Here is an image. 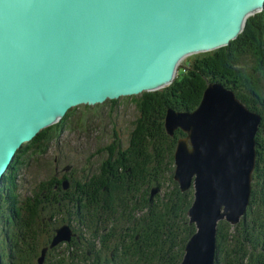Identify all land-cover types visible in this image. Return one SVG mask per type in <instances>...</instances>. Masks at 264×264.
I'll list each match as a JSON object with an SVG mask.
<instances>
[{
    "label": "water",
    "instance_id": "1",
    "mask_svg": "<svg viewBox=\"0 0 264 264\" xmlns=\"http://www.w3.org/2000/svg\"><path fill=\"white\" fill-rule=\"evenodd\" d=\"M261 12L264 0H0V186L22 146L71 109L169 87L186 57L226 47ZM203 96L165 121L187 135L175 179L195 185L189 215L201 231L182 264H216L218 221L247 215L257 163L260 115L222 84ZM58 232L53 247L72 236Z\"/></svg>",
    "mask_w": 264,
    "mask_h": 264
},
{
    "label": "trees",
    "instance_id": "2",
    "mask_svg": "<svg viewBox=\"0 0 264 264\" xmlns=\"http://www.w3.org/2000/svg\"><path fill=\"white\" fill-rule=\"evenodd\" d=\"M246 26H248V23L244 28L246 33L243 32L239 35V38L232 41L228 47H223L211 53H203L196 57L193 66L188 67L184 73H181V77L179 75L178 79L169 87L157 92H145L134 97L137 99L136 108L139 117L134 123L128 150L122 151L119 147H113L112 151L116 150L115 154L117 153L119 167H105L103 169L104 177L102 174V176H97L92 180V189L89 193L94 208H91L89 196L87 206L84 211H81L82 213L80 212V215L77 209L78 219L84 217V212L86 215L91 216L89 223L91 229L97 225H104L105 227L112 225L109 234L111 238L106 235L107 232L102 241L108 244L113 238L112 234H114L120 240V243H123L121 245L124 247V256L122 255L120 264H181L183 261L188 240L196 232L195 225L189 223L187 216L194 199V189L182 192L174 179V155L178 140L180 137H185V134L180 130L176 132L174 137L167 134L165 130L166 113L170 108L179 112L196 110L201 103L207 86L212 82L219 81L223 82L228 88H232L240 101L250 110H256L251 103L252 101L242 92L243 86H250V82H248L250 77L248 76L249 70L244 68L243 61L240 58L243 59L246 53L256 52L257 55V52H262L264 54V31L253 25L255 28L249 34ZM258 71L263 72L264 67L257 68L255 72ZM252 87L251 89H253ZM250 92L253 96H257L253 91ZM256 101L258 100L255 99ZM106 103L117 104L118 100L107 101ZM76 109H71L59 123L41 131L36 138L23 145L17 152L13 163L4 175L0 187L1 220L22 221L26 217L28 208L24 205L28 206V203H24V198L19 196L17 190L19 172L29 164V160L26 159L28 156L33 155V157L40 158L46 156L48 142L60 139ZM262 114L264 113L262 112ZM263 133L264 123L258 136L259 158L262 146L260 136L263 137ZM114 135H117V133L115 132ZM55 164L60 167L62 165L59 160H56ZM118 169L125 171L126 180L122 188H119V184L113 182V180L109 183V180L112 179L109 176V171L114 172ZM105 173L108 174L105 176ZM133 182L132 189H130L128 184ZM62 183L63 180L60 182L61 186ZM55 185L56 182L52 184L53 189ZM155 187L159 188L160 192L151 200V191ZM86 189H88V186H82L76 190L78 199L80 195L86 193ZM254 195L255 193H253V199ZM78 202L81 201L78 200ZM97 204H101V206L98 207ZM253 207L254 202L252 200L246 222L235 228L226 222L219 224V259L217 264H237L239 259L250 261L254 256L260 257L264 254V223L258 228V226L251 225L247 221V219L256 221L255 216L252 214ZM6 211L9 212L11 217L9 214L6 216ZM137 211L138 218L135 217ZM58 214L63 219L62 211H59ZM72 221H75L74 216ZM56 223V230L60 229L61 223L59 221H56ZM80 226H84V221L80 223ZM127 226L133 227V229L131 234L129 232L123 236L118 229ZM106 228L108 229V227ZM87 231L88 229H85V232ZM73 238L72 235L70 242ZM54 239L51 238V242ZM40 246L32 243L28 245L23 254L16 255L14 259L19 264V261L27 256L28 250L35 252L36 249L39 250ZM237 247L243 250L241 256L236 253ZM94 249L96 252L95 244L90 252H94ZM4 250L5 248L0 246V254ZM55 250L61 251V248L56 246ZM230 252L228 259L225 256ZM96 257L98 258V256ZM2 259L0 257V262H2ZM35 260L38 261V256H35ZM111 261H118V258L113 257ZM68 263V260L63 258L56 262V264Z\"/></svg>",
    "mask_w": 264,
    "mask_h": 264
},
{
    "label": "rangeland",
    "instance_id": "3",
    "mask_svg": "<svg viewBox=\"0 0 264 264\" xmlns=\"http://www.w3.org/2000/svg\"><path fill=\"white\" fill-rule=\"evenodd\" d=\"M247 23L248 26H246V28L249 34H251V32H253V28H255L253 25L264 31V12L250 16L249 20L246 22V25ZM245 33L246 32H244V34ZM201 54L191 55L183 60L179 67L177 79L181 73H184L187 70L188 67L190 68L193 66L194 59ZM240 59L243 61L244 68L249 70L248 76L250 77V80L248 81L250 82V86L245 85L242 87L243 95L252 101L251 103L253 106H255L256 110L251 109V111L257 115H260L262 123L256 135L257 163L256 168L251 175V197L250 204L247 208L248 214L253 200L254 207L252 209V214L255 216L256 221H251L250 219H247V221L251 225H255L260 228L264 223V133L262 134L263 137L260 136V142L262 145L260 158L258 136L264 123V114H262V112L264 113V71H255L261 66L264 67V54L262 52H257V55L256 52L246 53V56L243 59ZM212 83L223 84V82L220 81ZM224 86L228 88V86L225 84ZM251 87L253 89H251ZM229 89L233 90L230 87ZM250 91H253L257 96H253ZM234 93L236 95L235 91ZM134 97L120 98L117 104L104 103L101 105L89 106L75 110L74 114L68 121L66 130L61 134L60 139L54 140L53 142H48L46 156H42L40 158L30 155L26 158L29 160V164L22 168L19 172L17 178V190L19 196L24 198V203H28V206L24 205V207L28 208L29 210L26 213V217L23 218L22 221H14L12 219L1 221L0 218V246L5 248V250L0 254V257L3 258V263L0 262V264H15V256L23 254V252L27 250L28 245H31L32 243L41 245L39 250L36 249L35 252L28 250L27 256L24 259H21L19 264H36V262L39 264V260L42 257L44 251L45 258L43 264H56V261L62 258L67 259L69 262L68 264H120L124 251V247L121 245L123 243H120V240L114 234H112L113 238L108 242V244H105L102 241L104 235L107 232L108 234L106 235L110 234V228H112V225H107L106 227H108V229L104 225H97L95 228H93V230L91 227H89V223L91 221L90 215H86L84 212V217H81V219L78 218L80 212L82 210L84 211L87 206L88 197L90 196L89 191L92 189V180L97 176H102L103 169L105 167L113 168L115 161L112 160H117V153L115 154L116 150L112 151L113 147H119L122 149V151L128 150V146L131 143L130 140L132 131L134 129V123L139 117V112L136 108L137 99ZM255 99L258 101L255 102ZM115 132L117 135H114ZM183 133L185 134V137H180V139L187 137L186 133ZM167 134L169 135L168 132ZM56 160L61 161V167L55 164ZM119 165L120 163L117 162L116 167H119ZM114 172H117L118 175H115L109 171L110 177L112 178L110 180H113V182H117L118 184H122V181L125 182L126 177L124 173L125 171L123 169H118ZM119 173L124 174L122 180L119 178ZM106 174L108 173H105V176ZM255 177H257V179H255ZM62 180V187H59L61 192H57L52 188V184H55V182L60 184ZM69 181L71 184H69ZM175 181L182 191L180 183L176 179ZM133 184L134 182L132 184H128L130 189H132ZM70 185L71 187L68 188ZM82 186H88V189H86V193L84 195H80L78 200L81 202H78L76 190ZM123 186L124 185L120 186L119 184V188H122ZM192 188L194 189V199L189 211L192 209L195 202V185H193ZM159 192L160 189L157 187L152 189L151 200H153ZM253 193H255L254 199ZM52 197H55L56 199H52ZM89 199L91 200V208H94L92 197L90 196ZM96 206L100 207L101 204H97ZM77 209L79 211V215L77 214ZM59 211H62L63 219L59 216ZM189 211L187 216L189 223L191 225H195L196 227V232L193 235L195 236L201 231L197 222H194L193 224L191 223ZM8 214L9 212L6 211V216H8ZM49 215L52 219V223L48 219ZM73 216L75 217V221H73V224L71 225L70 223ZM246 216L247 215L242 217L240 223L235 225H233L227 219L218 221L217 237L219 232V224L221 222H226L235 228L236 226L246 222ZM135 217L138 218V211L135 214ZM43 220H45L46 223L45 228L43 227ZM56 221H59L61 225L63 224L60 229L66 225H69V228L70 225L71 227L73 226V230L70 228L71 233H73L74 236L72 242L61 241L56 245L57 247L61 248L60 253L55 251L56 246L53 247V242H51V238L54 239L55 235H58V231L60 230L59 229L56 232V225L54 224ZM83 221L84 226H80V223ZM7 228H10V230ZM85 229H88V231L85 232ZM132 229L133 227L127 226L125 228H119L118 231L124 236L129 232L131 234ZM109 237L111 238V235H109ZM191 240V238L188 240L186 248L188 247ZM65 243L68 244V247H65ZM94 244L96 245V252L95 249L94 252H90ZM199 244L201 248L203 246V240L201 238L198 240V245ZM184 253L187 254L186 249ZM236 253L241 256L243 254V250L240 247H237ZM186 254H184L183 260ZM230 254L231 252L225 257L229 259ZM215 255V263L217 264L219 259L218 244ZM35 256H38V261L35 260ZM96 256H98V258ZM58 257H60V259H58ZM113 257H117L118 261L112 262L111 259ZM16 264L18 263L16 262ZM237 264H264V254H262L260 257L254 256L250 261L247 259L244 261L239 259Z\"/></svg>",
    "mask_w": 264,
    "mask_h": 264
},
{
    "label": "flooded vegetation",
    "instance_id": "4",
    "mask_svg": "<svg viewBox=\"0 0 264 264\" xmlns=\"http://www.w3.org/2000/svg\"><path fill=\"white\" fill-rule=\"evenodd\" d=\"M112 161H115V163H114V168L116 167V164H117V160L116 159H113ZM113 174H115V175H118L117 174V172H112ZM123 173L121 174V173H119V178H120V180H122V177H123ZM110 176V175H109ZM114 179V178H113ZM109 183H111V180H109ZM123 181H122V184L121 183H119L120 185H123ZM69 184H71V182L69 181ZM60 186H61V184H60ZM59 184L58 183H56V185H55V187H54V189L57 191V192H61V189H59ZM62 187V186H61ZM71 187V185L68 187V188H70ZM52 199H56L55 197H52ZM77 200H78V198H77ZM62 201H64V200H62ZM29 210V209H28ZM47 211V210H46ZM48 219L50 220V222L52 223V219L50 218V215H49V217H48ZM43 222H44V228L46 227V223H45V220H43ZM54 224H57L56 222L54 223ZM71 225L73 224V221L71 220V223H70ZM71 225H70V228L73 230V226L71 227ZM63 226V224L61 225V227ZM9 230H10V228H8ZM59 229V228H58ZM57 229V230H58ZM56 230V231H57ZM73 232V231H72ZM65 247H68V245L67 244H65ZM15 260V259H14ZM16 261V260H15ZM60 260H58V261H56V262H59ZM16 264V263H15Z\"/></svg>",
    "mask_w": 264,
    "mask_h": 264
},
{
    "label": "bare ground",
    "instance_id": "5",
    "mask_svg": "<svg viewBox=\"0 0 264 264\" xmlns=\"http://www.w3.org/2000/svg\"><path fill=\"white\" fill-rule=\"evenodd\" d=\"M255 15H256V14H255ZM236 39H237V38H236ZM236 39H235V40H236ZM194 55H195V54H194ZM188 57H189V56H188ZM186 58H187V57H186ZM178 73H179V68H178ZM177 76H178V75H177ZM176 79H177V77H176ZM176 79H175V80H176ZM219 84H222V83H219ZM222 85H224V84H222ZM133 97H134V96H133ZM203 97H204V96H203ZM202 102H203V99H202V101H201V104H202ZM105 103H106V102H105ZM201 104H200V106H201ZM200 106H199V107H200ZM199 107H198V108H199ZM261 124H262V123H261ZM54 125H55V124H54ZM40 133H41V132H40ZM38 135H39V134H38ZM174 136H175V134H174ZM31 141H32V140H31ZM3 179H4V178H3ZM1 221H2V220H1ZM1 225H2V224H1ZM68 227H69V226H68ZM71 234L73 235V233H71ZM217 238H218V237H217ZM71 239H72V236H71L69 242L71 241ZM67 242H68V241H67ZM217 244H218V241H217ZM185 249L187 250V248H185ZM55 251H56V250H55ZM57 252L60 253V251H57ZM46 253H47V252H46ZM185 254H186V253H185ZM15 263H16V261H15ZM43 263H44V261H43ZM43 263H42V264H43ZM39 264H41L40 261H39Z\"/></svg>",
    "mask_w": 264,
    "mask_h": 264
}]
</instances>
